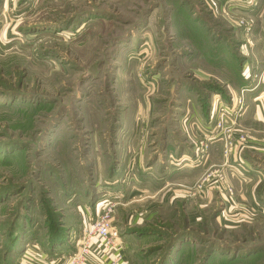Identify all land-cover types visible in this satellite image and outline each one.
<instances>
[{
  "label": "rangeland",
  "instance_id": "1",
  "mask_svg": "<svg viewBox=\"0 0 264 264\" xmlns=\"http://www.w3.org/2000/svg\"><path fill=\"white\" fill-rule=\"evenodd\" d=\"M262 74L264 0H0V264H264Z\"/></svg>",
  "mask_w": 264,
  "mask_h": 264
},
{
  "label": "crops",
  "instance_id": "2",
  "mask_svg": "<svg viewBox=\"0 0 264 264\" xmlns=\"http://www.w3.org/2000/svg\"><path fill=\"white\" fill-rule=\"evenodd\" d=\"M145 186L150 185L148 180H144ZM114 246L111 249L105 250L99 239L95 238L92 241L91 254L87 259L86 264H127V258L125 254V246L123 242L118 243V239L114 236ZM48 242L44 243V248L40 247L39 243H29L24 249V254L16 260V264H69L72 255L71 252L66 250H59L62 245H54L51 250L48 249ZM123 246V248L121 247ZM127 246V244H126ZM121 255V260H116L117 255ZM23 256V257H22Z\"/></svg>",
  "mask_w": 264,
  "mask_h": 264
},
{
  "label": "built area",
  "instance_id": "3",
  "mask_svg": "<svg viewBox=\"0 0 264 264\" xmlns=\"http://www.w3.org/2000/svg\"><path fill=\"white\" fill-rule=\"evenodd\" d=\"M262 77L264 78V74H262ZM112 231V220L110 214L106 212L83 230L82 237L77 242L78 249L76 253L72 255L69 264H86L91 254L92 241L95 238L101 241L105 250L113 248L114 241ZM121 259L122 256L118 254L116 260L118 261ZM113 264H116V262Z\"/></svg>",
  "mask_w": 264,
  "mask_h": 264
},
{
  "label": "trees",
  "instance_id": "4",
  "mask_svg": "<svg viewBox=\"0 0 264 264\" xmlns=\"http://www.w3.org/2000/svg\"><path fill=\"white\" fill-rule=\"evenodd\" d=\"M52 242H54V241H52ZM52 242H50L51 244H54V243H52ZM64 245V244H63Z\"/></svg>",
  "mask_w": 264,
  "mask_h": 264
}]
</instances>
